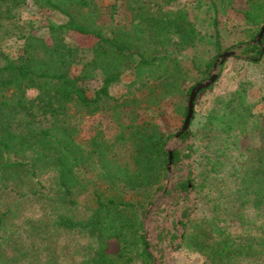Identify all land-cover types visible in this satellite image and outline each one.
Returning a JSON list of instances; mask_svg holds the SVG:
<instances>
[{
    "label": "trees",
    "instance_id": "1",
    "mask_svg": "<svg viewBox=\"0 0 264 264\" xmlns=\"http://www.w3.org/2000/svg\"><path fill=\"white\" fill-rule=\"evenodd\" d=\"M28 1L0 0V40L18 33L23 41L16 57L0 47V264H32L41 255L45 264H154L143 218L164 190L167 144L178 130L163 129L161 110L139 122L136 115L118 122L116 141L129 148V160L122 162L103 133L86 145L76 139L78 114L115 111L131 101L111 92L130 73L133 105L136 92L156 107L182 98L176 109L185 117L192 89L224 51L219 15L233 0H209L215 51L192 58L194 75L183 66L182 53L205 35L185 5H175L179 0H123L131 23L109 29L100 23L95 0H30L41 11L66 17L60 23L47 19L48 39L23 30L31 23L20 22L19 11ZM245 2L244 39L231 48L242 45L244 60L260 63L264 35L261 42L249 41L264 22V0ZM70 34L94 41L72 44ZM75 67L79 71L72 74ZM93 80L97 84L90 87ZM250 88L244 81L212 97L198 129L206 148L199 172L189 168L175 186L183 199L194 191L207 206L200 214L196 204L181 211L176 246L199 254L203 264H264V126L248 99ZM189 125L180 136L184 146L172 150L174 168L195 154ZM242 138H248L244 148ZM33 208L39 215L24 216ZM110 239L118 242L116 255L106 251Z\"/></svg>",
    "mask_w": 264,
    "mask_h": 264
},
{
    "label": "rangeland",
    "instance_id": "2",
    "mask_svg": "<svg viewBox=\"0 0 264 264\" xmlns=\"http://www.w3.org/2000/svg\"><path fill=\"white\" fill-rule=\"evenodd\" d=\"M99 7L101 18L100 23L104 25V29H109L116 25H129L131 23V14L126 8L123 0H95ZM209 0H179L176 6L185 5L190 19L205 35V39L198 42L197 46L187 49L182 53V64L190 75H194L191 60L194 57H209L214 54V48L209 43V37L214 32L211 26L213 9L209 5ZM247 7L245 0H233V7H226V12L219 15V28L221 36H223L224 51L236 50V55L231 56L222 63L218 70V74L213 88L199 93L196 97L193 111V118L189 125V130L193 132L190 139L195 144V154L190 160L183 161L175 168L171 167V172L165 180L166 184L154 199V202L149 206L144 218L143 225L145 234L150 242V251L154 255V264H203V257L199 254L176 246L182 240V228L178 225L181 217V211L188 205L196 204V212H208L207 206L201 203L200 200H195L196 193H189V200L183 199L176 191L177 182L187 174L189 168H192L194 174L199 172V163L202 155L206 152L204 141L201 139V133H198L199 126L204 119L206 108L211 102L214 95L223 94L235 89L241 82L251 84L248 93L249 101L254 103L253 110L262 116L264 126V58L260 63H251L244 60V55H241L242 45L231 48L238 41L244 39V21L242 11ZM20 22L30 21L31 25L23 28L25 32L31 30L36 35L49 38L47 28L45 27L47 19L55 22H65L66 17L58 11L39 10L32 1L19 11ZM4 28H0V35ZM18 33L0 40L1 49L9 56L16 57L22 46V39ZM67 40L72 44L90 45L94 39L90 36L80 34H70ZM223 51V52H224ZM239 58H237V57ZM212 68V67H211ZM79 67L72 69V74H76ZM211 73V69H210ZM209 73V74H210ZM209 76V75H208ZM208 78V77H207ZM133 79L132 74L126 73L121 80L111 87V92L120 101L129 97L131 101L123 103L116 108L115 111L110 109L103 110L91 115L78 114V132L76 139L86 145L88 140L97 132L103 133L104 137L113 144V155L117 156L122 162L129 160V148L127 141H116V134L120 131L118 122L129 123L133 121V116L136 115L137 122L141 119H146L155 114L157 110L162 111L159 118L163 129L167 132H175L182 126L185 117H182L177 112L176 107L184 103L182 98H172L164 100L158 107L146 104L141 92H136L139 99L137 104L133 105V95H128V91L135 90L133 86L128 87V83ZM206 79V78H205ZM204 79V80H205ZM97 83L95 80L90 81V87H94ZM189 86V84L187 85ZM130 89V90H128ZM29 96H34L35 91L29 90ZM122 95L125 97H122ZM127 95V96H126ZM188 104V103H187ZM128 129L124 130L127 136ZM239 146L244 148L248 145V138L239 140ZM168 148H180L184 143L175 137L168 141ZM189 164L191 166H189ZM169 190L170 193H166ZM83 197V196H82ZM249 216L254 217L255 211L248 210ZM37 208L25 211L24 216L39 215ZM106 251L111 255H116L118 252V242L116 239H110L107 242ZM39 258H45L44 255ZM41 259H34L32 264H45Z\"/></svg>",
    "mask_w": 264,
    "mask_h": 264
},
{
    "label": "water",
    "instance_id": "3",
    "mask_svg": "<svg viewBox=\"0 0 264 264\" xmlns=\"http://www.w3.org/2000/svg\"><path fill=\"white\" fill-rule=\"evenodd\" d=\"M264 35V22L261 24V28L259 33L256 35V37L254 39H252L249 42H255V41H259L261 42L262 37ZM236 55V50H227L224 51L221 55H219L217 57V59L215 60V62L213 63V66L211 68V73L209 74L208 78H206L203 81L198 82V84L192 89L190 95H189V99H188V104H187V113L186 116L183 120L182 126L181 128L178 130L177 134L175 135V137L177 139H180V136L184 133L187 132L188 130V125L189 122L191 120V117L193 115V111H194V102L195 99L198 95V93L203 89V88H207L209 87L211 84H213L216 80L217 74H218V70L221 67L222 63L229 57L231 56H235ZM172 150L171 148H168L167 146V151L169 153L168 156V162L166 165V169H167V173L168 176L171 172V167H172V162H173V158H172Z\"/></svg>",
    "mask_w": 264,
    "mask_h": 264
},
{
    "label": "crops",
    "instance_id": "4",
    "mask_svg": "<svg viewBox=\"0 0 264 264\" xmlns=\"http://www.w3.org/2000/svg\"><path fill=\"white\" fill-rule=\"evenodd\" d=\"M244 9H245V8H244ZM244 9H243V10H244ZM218 28H219V25H218ZM219 29H220V28H219ZM221 39H222V43H223V36H221ZM263 57H264V55H263Z\"/></svg>",
    "mask_w": 264,
    "mask_h": 264
}]
</instances>
